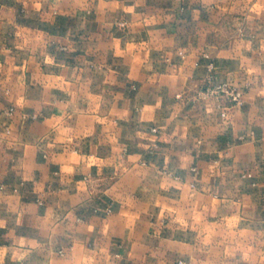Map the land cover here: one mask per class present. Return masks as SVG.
<instances>
[{
  "label": "crops",
  "instance_id": "0c3cea01",
  "mask_svg": "<svg viewBox=\"0 0 264 264\" xmlns=\"http://www.w3.org/2000/svg\"><path fill=\"white\" fill-rule=\"evenodd\" d=\"M0 185V264H264V0H0Z\"/></svg>",
  "mask_w": 264,
  "mask_h": 264
},
{
  "label": "built area",
  "instance_id": "2783aa9c",
  "mask_svg": "<svg viewBox=\"0 0 264 264\" xmlns=\"http://www.w3.org/2000/svg\"><path fill=\"white\" fill-rule=\"evenodd\" d=\"M209 67L210 70H212L213 64H210ZM198 97V99L203 100H206L208 98L225 100L230 105H240L243 103V92L238 87L227 83L217 84L212 75L208 76V78L206 79L205 86L199 91ZM6 131L7 133L10 132L9 129H7ZM3 189V185H0V192ZM61 254L63 255V253Z\"/></svg>",
  "mask_w": 264,
  "mask_h": 264
}]
</instances>
